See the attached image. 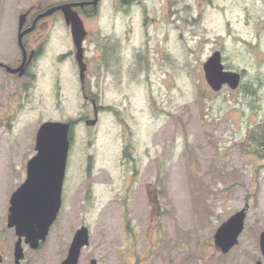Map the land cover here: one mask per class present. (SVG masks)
Instances as JSON below:
<instances>
[{"label":"rangeland","instance_id":"1","mask_svg":"<svg viewBox=\"0 0 264 264\" xmlns=\"http://www.w3.org/2000/svg\"><path fill=\"white\" fill-rule=\"evenodd\" d=\"M68 1L87 0H0V59L18 52L23 12ZM129 1L99 0L94 15L77 8L87 30L85 91L110 110L96 124L85 122L94 111L63 13L41 21L48 42L36 88L22 93L21 81L0 74V191L16 183L5 184L6 153L32 150L47 120L74 123L73 167L93 172L92 204L62 218L31 264H60L81 224L90 244L79 264H248L246 249L260 231L249 212L228 253L215 234L249 205L264 166V82L250 83L264 79V42L250 43V0ZM215 50L227 69L242 72L237 90L208 85L203 64Z\"/></svg>","mask_w":264,"mask_h":264},{"label":"flooded vegetation","instance_id":"2","mask_svg":"<svg viewBox=\"0 0 264 264\" xmlns=\"http://www.w3.org/2000/svg\"><path fill=\"white\" fill-rule=\"evenodd\" d=\"M129 2L132 4L135 1L130 0ZM86 6L91 7L95 5L89 4ZM49 7L52 6L44 7L42 9L37 10L34 13H32L33 11L31 8L26 10V12H23V13H27V15H26L25 24L21 31L33 26V22L35 18ZM84 7H77V8H84ZM249 9L251 11V14L249 15V20H250L249 22L253 32V37L250 39L251 41L250 43L256 45L255 47H259V45L262 42H264V0H250ZM56 12L62 13L61 10H58ZM56 12H54L53 14H55ZM53 14L40 18L36 22L34 27L24 34L22 41L26 55H24V50L19 43V33L21 31L19 29V23H18V29H17L18 52L11 60L5 61L3 59H0V74H3L7 78L9 77L10 80L15 79L17 81H21L22 85L19 87L22 93L27 94L31 90L36 88L37 78H38L36 69L38 68V61L45 52V48H46L45 46L47 45L48 42V38L46 37V34L41 32V28H40L41 21L51 17ZM260 61L264 63V57H261ZM21 66L23 67V69L16 72H13L8 69V67L10 69H17ZM225 69L227 68L225 67ZM240 74H241V81L239 87L241 86L243 80L242 72H240ZM263 82H264L263 77L259 75V76H253V78H251L250 83L252 85V88L255 87L257 88L259 86H262ZM224 87H228V86L225 85ZM82 92L84 99L90 101L92 104L94 117L96 116L95 109L93 106L94 99L96 100L97 103L98 119L101 110H105V111L109 110V108H102V106L98 104L97 99L94 98L89 91H85V88L83 89V87H82ZM5 98H7L6 94H5ZM87 120L90 119H86L85 122ZM68 122L71 123L70 133H69L70 148L68 151L66 169L63 179V187L61 192V207L57 214L56 219L50 226L46 240L45 241L41 240L37 248H34L31 245L29 238H27L25 235L20 237L17 233L15 226H9V216L11 213L10 208L15 193L17 192L19 187L22 186L24 183L35 185L36 183L40 182V180L42 179H50V176L45 177L44 175L39 177L35 174L51 173L53 168L50 166L54 163V161L52 160L36 161V159L38 157H52L54 153L53 152L39 153L36 150V136H37L36 133L32 150L30 149L27 151H11L6 153V156L4 157L5 159H7L6 164L8 170V175L6 176L7 181L5 180L6 182L5 184H8V181L11 178L14 181H16V183L14 187L9 188V186L7 185V187H5L3 191H0V202L2 200L5 206L4 212L0 211V264H31L33 258L37 257L39 252H43L46 249L47 244L52 242L53 235H57L56 227L58 226L61 219L62 218L68 219V216L71 215L70 214L71 212L72 214H76V208L77 206H82L81 203H85L84 206L87 207V205H91L93 202V183H92L93 172L91 170V166L73 167V165L75 164V160H74L75 158L73 156L75 155V152L73 151V141L71 134H72V129L74 127L73 125L74 123H72V121H68ZM258 154L261 156L263 155L262 153H258ZM1 157L2 156H0V158ZM256 173H257V177L255 178L256 188L252 194L251 199H249L250 200L249 205H247V207L245 208H242L245 209V214H246L245 219L247 216V212H249V215H252L251 220L253 224H255V229H260V231L259 232L256 231L257 232L256 235L253 236L254 241L251 244V246L246 249V253L250 255L248 264H264V240L262 242V235L264 233V223H261V227L260 225L259 227L256 225L258 220L260 222L261 217L264 218V212H262V216H257L255 213L256 209H258L259 207L264 208V206L258 202L256 205V200H259V202L262 201V203L264 204V176H263L264 166L256 168ZM32 185H30V187L32 188L37 187V185L35 186ZM80 196L82 198L80 204H78ZM39 199H40L39 187L38 189L26 188L25 192L23 193L22 200L25 204H36V201H38ZM242 209H240L239 211H241ZM67 211L69 212L67 213ZM81 226H85V225L81 224L80 226H78L75 229L74 234L77 231V229L80 228ZM244 228H245V223L243 230L238 236L237 243L234 246H232L227 252H223V250L219 246L220 250L223 253H228L236 245L239 244V238L242 232L244 231ZM74 234L72 236V239L74 237ZM17 247L20 248L17 250ZM67 253L65 257L67 256ZM19 255L20 257H18ZM65 257L62 259V261L65 259ZM62 261L60 262V264L62 263Z\"/></svg>","mask_w":264,"mask_h":264},{"label":"water","instance_id":"3","mask_svg":"<svg viewBox=\"0 0 264 264\" xmlns=\"http://www.w3.org/2000/svg\"><path fill=\"white\" fill-rule=\"evenodd\" d=\"M98 3L99 0H87L64 2L55 5L39 14L35 18L33 26L23 31L21 30L25 24L27 13H22L19 16V29L21 31L19 33V43L24 50V55H26L22 41L24 34L31 30L40 18L61 10L64 15L65 22L71 27L73 42L76 47V60L80 69V80L84 89L87 64L85 62L83 42L87 35V30L85 28L84 21L76 7H84L89 4L96 6ZM22 66L17 69H10L8 67V69L16 72L22 70ZM203 70L206 81L213 91H220L224 85H227L232 90L239 87L241 74L234 70L225 69V65L223 63V54L220 50H215L212 55L208 57V59L203 64ZM93 106L96 116L93 119L86 121L88 125H94L98 120V109L95 99L93 100ZM70 127V122L59 120H47L40 125L36 136V150L39 153L53 152L54 155L52 157H38L36 161L52 160L54 163L50 166L53 168L51 173H37L35 175L39 177L44 175L45 177L50 176V179L40 180V182L35 184L37 187L34 188L30 187L32 184L24 183L19 187L12 199L9 226H15L20 237L25 235L27 238H29L31 245L34 248L39 246L41 240H46L50 226L56 219L61 207V192L68 151L70 148ZM38 187L40 199L36 201V204H25L22 198L26 188L38 189ZM245 215V209H242L231 216L218 228L215 234V241L217 245L223 250V252H227L237 243L238 236L244 227ZM263 240L264 233L262 235V242ZM89 244V228L87 226H81L75 232L67 256L61 264H79L82 250ZM19 248L20 247H17V250ZM18 257H20V255ZM90 264H98L97 259L92 258Z\"/></svg>","mask_w":264,"mask_h":264},{"label":"trees","instance_id":"4","mask_svg":"<svg viewBox=\"0 0 264 264\" xmlns=\"http://www.w3.org/2000/svg\"><path fill=\"white\" fill-rule=\"evenodd\" d=\"M92 8H93V10L92 11H89V12H87L86 13V9H87V6H85L84 8H82V9H84L83 11L85 12V14H88V15H94L96 12H97V10H96V6H91ZM86 8V9H85ZM260 146H262V149H264V137L263 138H261L260 139Z\"/></svg>","mask_w":264,"mask_h":264}]
</instances>
